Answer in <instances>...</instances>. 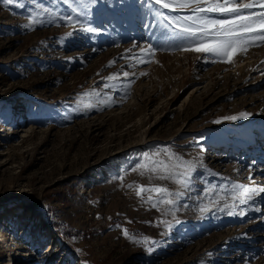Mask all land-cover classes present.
<instances>
[{
	"label": "rangeland",
	"instance_id": "rangeland-1",
	"mask_svg": "<svg viewBox=\"0 0 264 264\" xmlns=\"http://www.w3.org/2000/svg\"><path fill=\"white\" fill-rule=\"evenodd\" d=\"M78 3L0 0V221L14 224L0 264H264V194L244 204L228 191L264 186V46L206 61L162 47L152 0H98L90 16ZM166 146L195 167L175 219L126 186L147 184L130 169Z\"/></svg>",
	"mask_w": 264,
	"mask_h": 264
},
{
	"label": "snow or ice",
	"instance_id": "snow-or-ice-1",
	"mask_svg": "<svg viewBox=\"0 0 264 264\" xmlns=\"http://www.w3.org/2000/svg\"><path fill=\"white\" fill-rule=\"evenodd\" d=\"M15 2L16 0H3L5 5ZM97 2L98 0H79L78 8L82 10L80 15L90 16L91 6ZM152 3L157 5V8L153 9L151 3L145 6L148 7L150 14L160 22L162 32L159 39L163 48L174 47L181 51L205 54L206 61L211 58V62L219 60L232 63L237 55H246L250 47L264 46V0H152ZM255 9H260V11ZM163 10L175 13L190 12L191 14L169 16ZM72 11H77V9L74 8ZM61 19L73 27L80 23L71 15L61 17ZM33 23H41V21L33 18ZM28 26L25 25V27ZM81 30L96 31L92 27ZM68 35L71 36L72 33H68ZM157 50L152 44L141 49L142 52L150 55H154ZM134 59L138 63L144 62L140 57H134ZM122 75L127 78L130 73L125 71ZM142 75H146V73H142ZM116 78L113 75L106 79L114 80ZM91 94L100 95L95 90ZM248 115L250 114L241 113L240 117L247 118ZM237 118V116H231L223 119L236 120ZM162 155L164 158H161ZM201 167H204L202 161ZM128 171L122 170L116 179L123 181ZM130 171L148 179L147 184L126 185L133 189L142 204L149 205L164 216L171 214L175 219V211L180 207L179 201L185 195V191L182 190H191L192 188L194 165L180 154L172 151L171 146H166L151 153L142 154V159L131 167ZM207 171L211 172L210 169ZM154 181H168L177 185L178 189L172 190L167 184ZM216 187L215 185L206 186L204 194L211 195ZM237 190H239L238 195ZM228 191L232 193L234 200L239 198L241 203L247 204L264 194V186L256 185L254 181L251 186L233 182ZM205 210V208H201L202 212ZM231 214L230 212L229 215ZM160 223L165 224L169 231L174 227L171 222L166 220H161ZM176 223L178 224L180 221L176 220ZM116 227L121 228L122 226L117 224ZM122 234L133 243H156L150 237L137 236L129 232L127 228H122Z\"/></svg>",
	"mask_w": 264,
	"mask_h": 264
},
{
	"label": "bare ground",
	"instance_id": "bare-ground-1",
	"mask_svg": "<svg viewBox=\"0 0 264 264\" xmlns=\"http://www.w3.org/2000/svg\"><path fill=\"white\" fill-rule=\"evenodd\" d=\"M10 129V127H8ZM10 217V216H9ZM8 219V215H4L3 218L0 221V238L3 237V226H4V221ZM7 221V220H6Z\"/></svg>",
	"mask_w": 264,
	"mask_h": 264
}]
</instances>
